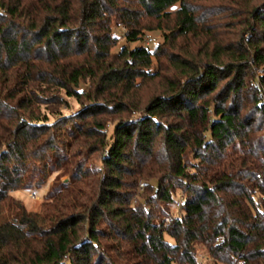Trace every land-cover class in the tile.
Returning a JSON list of instances; mask_svg holds the SVG:
<instances>
[{
	"label": "trees",
	"instance_id": "16d2710c",
	"mask_svg": "<svg viewBox=\"0 0 264 264\" xmlns=\"http://www.w3.org/2000/svg\"><path fill=\"white\" fill-rule=\"evenodd\" d=\"M218 5L0 0V264H264V0L230 42ZM152 21L169 48L131 46ZM181 38L206 44L170 52ZM54 173L40 211L11 193Z\"/></svg>",
	"mask_w": 264,
	"mask_h": 264
},
{
	"label": "rangeland",
	"instance_id": "374dc122",
	"mask_svg": "<svg viewBox=\"0 0 264 264\" xmlns=\"http://www.w3.org/2000/svg\"><path fill=\"white\" fill-rule=\"evenodd\" d=\"M218 1V8L219 10V15H218V22L216 31L220 32L225 38V41L230 42V41H235L238 39V37L243 33L244 29V22L249 16L248 14V9L251 8L253 5H258L262 0H216ZM210 2V1H207ZM152 28L153 29H148L145 31V36L142 41L138 43H133L131 46H135L136 44H141V45H147L151 49H155L158 46H162L165 48H169L167 46L166 42V37H165V32L169 33L170 31H165L163 29H157L156 24L157 21H152ZM124 27H121V29H114V36L119 39L117 45L113 48L114 52H118V50L125 44L126 40L124 39L123 33H124ZM249 33H247L245 36H248ZM153 37L155 40L152 42H148V37ZM209 41L210 48L213 47V41ZM207 41V42H208ZM179 42V45L177 48H170V52H179V53H195L198 54L199 50L206 44L205 39H193V38H181L177 41ZM166 44V45H165ZM166 46V47H165ZM153 71H161L163 74V78H166V76H174L175 75V70L174 68L169 64L167 61L166 57H163L161 59H156L154 60V65H153ZM263 71H256V76L262 75ZM161 76L160 78L155 79L154 81H151L147 83L141 90L142 94V100L144 103L152 97L154 94L158 93L160 90H162L161 82L162 80L165 81ZM257 78V77H256ZM68 103L63 104L62 108L66 114L72 115L74 111H76L78 108H80V104L74 99V98H67ZM127 116L125 114H115V115H107L105 116L107 120V125H106V132L110 133L113 130L114 127V122L120 117V116ZM259 121L262 120L261 116H258ZM104 152V151H103ZM106 153V151L104 152ZM101 157L102 153L95 154L93 159L95 160L96 163L100 164L101 163ZM65 180L67 181L69 179L68 175H58L57 173L52 174L49 177L48 182L43 185L42 187H33L30 189H23V190H16L12 191L11 193L13 194L14 198L22 202L29 210L32 211H40L42 210V206L44 201H46L47 193L48 191L52 188V186L55 184L57 180ZM152 183L154 185L156 184V180H152ZM145 194H149V190L146 188V182L145 180H140L138 183V189H137V195L135 196V202L139 201L142 202L143 204L147 205L146 200H145ZM173 212H177V208H173ZM10 218L9 214L5 215V219ZM198 253H199V258L202 259L203 261H207L205 255H206V250L204 247L199 246L198 247Z\"/></svg>",
	"mask_w": 264,
	"mask_h": 264
},
{
	"label": "built area",
	"instance_id": "2783aa9c",
	"mask_svg": "<svg viewBox=\"0 0 264 264\" xmlns=\"http://www.w3.org/2000/svg\"><path fill=\"white\" fill-rule=\"evenodd\" d=\"M154 40H155V38H153V37H151V36L148 37V42H149V41L151 42V41H154Z\"/></svg>",
	"mask_w": 264,
	"mask_h": 264
}]
</instances>
